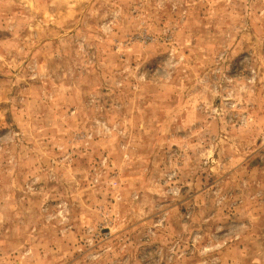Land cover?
I'll return each instance as SVG.
<instances>
[{"label":"rangeland","instance_id":"374dc122","mask_svg":"<svg viewBox=\"0 0 264 264\" xmlns=\"http://www.w3.org/2000/svg\"><path fill=\"white\" fill-rule=\"evenodd\" d=\"M0 264H264V0H0Z\"/></svg>","mask_w":264,"mask_h":264}]
</instances>
